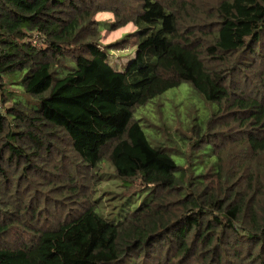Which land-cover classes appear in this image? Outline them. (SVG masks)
I'll list each match as a JSON object with an SVG mask.
<instances>
[{"label":"trees","instance_id":"obj_1","mask_svg":"<svg viewBox=\"0 0 264 264\" xmlns=\"http://www.w3.org/2000/svg\"><path fill=\"white\" fill-rule=\"evenodd\" d=\"M17 72L38 108L0 97V264H264V0H0ZM106 163L104 201L139 204L103 211Z\"/></svg>","mask_w":264,"mask_h":264},{"label":"rangeland","instance_id":"obj_2","mask_svg":"<svg viewBox=\"0 0 264 264\" xmlns=\"http://www.w3.org/2000/svg\"><path fill=\"white\" fill-rule=\"evenodd\" d=\"M109 18V15L106 13H100L96 16L95 19L97 20H103ZM101 26H103L101 24ZM136 27L132 26L131 24H128L124 27H121L117 29V31H111L108 32L106 27H103L102 34L103 39L102 43L107 44L111 43L118 38L122 36V34L133 32ZM112 57H109L110 64H116V66L121 68V65H124L125 63L131 61L135 57V47L130 48L129 50L120 51V52H112ZM120 56V59H116L117 56ZM22 73L17 72L12 75L3 76L0 82V97L2 94H4L6 98L5 105L8 107L11 102H22L26 105L31 106L32 108H38V103H32L31 99L28 98L24 92L22 91V88L20 87V80L22 78ZM247 87V86H246ZM186 87L185 85L180 86L178 90H184ZM177 89H172L163 94L161 98L164 100V106L162 107V113H165L166 116L170 115H177L178 113L183 112V108L186 105L187 102H189V98L183 97L180 91H176ZM147 109V110H144ZM142 109L143 116L144 117H153L155 116L154 111L151 109V105L147 106L146 108ZM100 176V182L97 184V189L95 193V197L99 198L101 201L99 204L101 205L104 212L110 211V209L114 206L116 210V214L121 212L122 210L129 209V206L132 207L135 204H139V198H132L131 202L129 204H123L121 207L118 204L111 203L107 200L104 201V199L109 197V194L106 193H118L122 191L123 187L120 186L119 182L114 178L113 176V170L111 165L109 163L104 164L101 171L99 172ZM136 201V202H134ZM132 203V204H131Z\"/></svg>","mask_w":264,"mask_h":264}]
</instances>
